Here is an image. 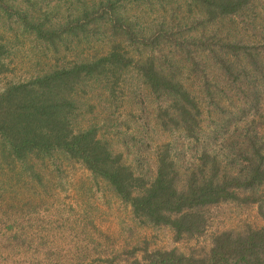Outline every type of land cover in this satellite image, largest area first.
I'll list each match as a JSON object with an SVG mask.
<instances>
[{"label":"rangeland","instance_id":"rangeland-1","mask_svg":"<svg viewBox=\"0 0 264 264\" xmlns=\"http://www.w3.org/2000/svg\"><path fill=\"white\" fill-rule=\"evenodd\" d=\"M206 17L201 0H0V92L118 46L127 65L78 86L76 130L94 128L148 180L166 146L182 172L204 149L235 168L264 162V0ZM227 51L231 71L218 62ZM150 56L199 97L198 137L163 124L169 100L138 68ZM1 142L0 264H131L147 251L203 253L221 231L264 224L260 203L226 201L204 209L202 235L177 239L136 217L82 161L61 150L19 159ZM255 193L264 202V186Z\"/></svg>","mask_w":264,"mask_h":264},{"label":"trees","instance_id":"trees-1","mask_svg":"<svg viewBox=\"0 0 264 264\" xmlns=\"http://www.w3.org/2000/svg\"><path fill=\"white\" fill-rule=\"evenodd\" d=\"M201 1L209 20L236 14L250 2ZM226 45L231 51L245 48L239 43ZM225 56L217 58L218 62L231 71L235 60L228 51ZM126 59L118 46H114L93 61L8 85L0 92L2 151L19 159L32 154L51 155L55 150L65 152L108 180L116 193L131 205L136 217L155 226L171 227L177 239L202 235L207 228L204 209L221 202H258L264 217V202L255 193L264 186L262 160L251 159L242 168H235L204 149L196 164L182 172L166 146L159 154L155 178L148 180L124 161L122 153H115L107 141L99 138L94 128L76 130L73 114L80 83L88 77L120 69L127 65ZM140 64L138 68L151 91L169 100L163 124L179 127L190 138L198 137L199 117L203 112L199 97L174 71L166 72L158 66L153 56ZM131 264H264V224L249 226L244 231H221L203 253L186 254L177 249L147 251L142 260L136 259Z\"/></svg>","mask_w":264,"mask_h":264}]
</instances>
